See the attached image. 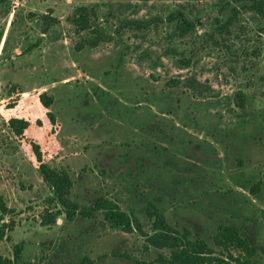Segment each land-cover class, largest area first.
Returning a JSON list of instances; mask_svg holds the SVG:
<instances>
[{
  "label": "rangeland",
  "instance_id": "obj_1",
  "mask_svg": "<svg viewBox=\"0 0 264 264\" xmlns=\"http://www.w3.org/2000/svg\"><path fill=\"white\" fill-rule=\"evenodd\" d=\"M225 2L247 3H0V195L15 211L10 240L0 241L1 259H12L16 244L23 246L17 264H86L84 258L91 264H159L158 257L172 252L143 250L138 233L111 229L101 213L91 219L78 215L73 222L61 216L55 225L42 227L40 214L54 203L37 170L31 146L36 144L47 164L68 172L74 183L71 199L80 208L107 197L123 211L134 210L151 234L140 198L147 193L173 227L205 239L215 257L224 260L212 239L218 225L225 224L250 238L258 250L252 261L264 264V17L243 11L230 32L219 36L213 29L226 17L219 11ZM79 6L95 9L93 27L112 41L75 50L79 41L91 37L77 33L69 20ZM176 11L190 21L201 18L203 24L180 38L175 24L165 20ZM44 15L58 21L47 34L41 33ZM153 18L162 22L116 32L123 21ZM189 58L190 65L184 66ZM237 92L244 95L243 109L235 103ZM40 93L54 99L49 108L40 104ZM10 118L29 122L23 138L9 130ZM171 134L174 142L167 137ZM190 143L200 148V155L213 153L214 160L180 177L187 164L179 145L185 146L184 155ZM174 156L181 158V166L171 184L155 174L156 163L162 157L160 166L165 161L174 165ZM145 164L151 165L149 177L141 171ZM254 184L258 195L247 190ZM159 197L164 198L161 205Z\"/></svg>",
  "mask_w": 264,
  "mask_h": 264
},
{
  "label": "trees",
  "instance_id": "obj_2",
  "mask_svg": "<svg viewBox=\"0 0 264 264\" xmlns=\"http://www.w3.org/2000/svg\"><path fill=\"white\" fill-rule=\"evenodd\" d=\"M7 0H0V3H4ZM200 1V0H192ZM247 2L240 6L231 5L229 2H225L220 12L225 13V19L217 21L213 32L219 36L228 34L230 27L238 20L239 16L243 11L253 12L259 17H264V0H241ZM97 19V13L94 8L87 6L76 7L69 17V20L75 27L77 33L87 32L91 37L82 39L75 46L76 51H81L84 48H96L103 42L112 41L113 37L92 25V21ZM166 22L174 23L177 35L180 38L187 36L194 32L197 26H201L203 23L198 18L195 21H190L182 12L176 11L169 14L166 17ZM58 21L54 17L48 15L42 16L41 33L47 34L50 28ZM156 22H162L159 18H153L151 20H127L123 21L121 26L116 29L118 33L121 28L134 27L137 29H148ZM213 35H211L212 37ZM191 59L182 61L184 66H189ZM264 97V89L262 91ZM70 98V97H68ZM40 104L44 108H49L53 103L52 97H47L46 93H40L38 95ZM235 103L238 108H244V95L241 92H237L234 96ZM47 117L52 124L55 123L54 117L51 113H47ZM98 117V116H96ZM8 127L11 133L19 138H23L24 131L29 127V122L24 119L10 118L8 121ZM161 133L165 131L159 130ZM166 136V134H165ZM164 136V137H165ZM176 135H167L172 137L173 142ZM176 142L183 144L182 140ZM197 144V143H196ZM33 154L37 162V170L43 176L46 183L50 186L53 194L54 208L44 209L40 214V224L42 227H49L55 225L57 219L64 216L67 222H73L75 218L80 215L83 218H93L96 213H101L103 220L109 224L111 229H120L125 234L138 233L144 239L143 250L147 251L150 247L157 250L169 249L172 250L167 257H158L156 263L159 264H258L252 261L258 253L257 248L249 237L242 236L240 232L233 226L220 224L217 227V231L213 236V246L219 248V252L222 254L223 259L215 257V251L209 245V243L203 238H190L192 235L190 230H177L173 227L166 219L165 214L162 212V208L155 204V200L151 195L145 193L146 196H140L144 200L147 218L150 221L151 234L144 231L143 225L139 217L135 214L134 210L129 209V212L123 211L120 206L114 200L108 199L107 197H97L94 199L90 206L80 208L79 204L71 199V193L73 188V181L70 178L68 172L65 169H56L44 161L42 151L36 144H32ZM188 153L184 154L182 151L185 150V146L179 145V154L186 163L187 166L183 168V172L180 177L186 174H193L203 166L202 162L207 160H214L213 153H206L200 155L198 146L193 143L188 145ZM185 152V151H184ZM215 156V155H214ZM119 157V154H118ZM175 157V156H174ZM156 168H159L155 174L158 177L163 178V181L175 182L178 176L176 168L181 166V158L175 157L176 163L170 165L169 161H165L160 166V159ZM190 165V167H189ZM136 176V170H134ZM139 171V170H138ZM141 171L144 175L149 177L151 171L148 164L142 166ZM140 171V172H141ZM161 175V176H160ZM163 175V176H162ZM173 178H169V177ZM179 178V176H178ZM149 180V179H146ZM181 180H178V183ZM191 180H187L189 182ZM157 181H155L156 183ZM192 182V181H191ZM173 184V183H171ZM154 188H157L155 186ZM159 190L162 192L163 190ZM252 195H258L257 185H252L247 188ZM166 191V190H165ZM164 196H168L167 192L163 191ZM139 198V199H140ZM159 203L164 201V198L159 197ZM15 214L14 209L7 207L2 196L0 195V241H9L10 233L14 228V221L12 216ZM8 218V220H5ZM13 257L12 259H1L0 264H17L21 258L23 251L22 244H16L13 246ZM234 252H237L235 255ZM83 262L91 264L89 259L84 258Z\"/></svg>",
  "mask_w": 264,
  "mask_h": 264
},
{
  "label": "flooded vegetation",
  "instance_id": "obj_3",
  "mask_svg": "<svg viewBox=\"0 0 264 264\" xmlns=\"http://www.w3.org/2000/svg\"><path fill=\"white\" fill-rule=\"evenodd\" d=\"M149 168H151V165L149 166ZM133 169H135V170H136V168H133Z\"/></svg>",
  "mask_w": 264,
  "mask_h": 264
}]
</instances>
